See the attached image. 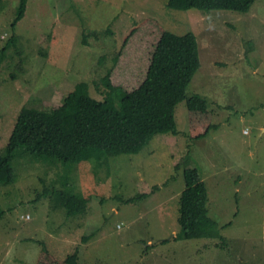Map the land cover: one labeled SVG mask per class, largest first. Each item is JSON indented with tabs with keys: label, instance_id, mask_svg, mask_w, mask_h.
I'll return each mask as SVG.
<instances>
[{
	"label": "rangeland",
	"instance_id": "obj_1",
	"mask_svg": "<svg viewBox=\"0 0 264 264\" xmlns=\"http://www.w3.org/2000/svg\"><path fill=\"white\" fill-rule=\"evenodd\" d=\"M168 1L27 0L15 25L21 0L0 4V53L14 33L23 50L0 66V150L24 105H60L81 80L104 99L102 78L147 16L197 36L201 66L188 93L207 98L216 124L190 138L184 99L175 108L177 132L154 135L136 153L75 163L16 154L15 180L0 187V264H36L43 249L64 258L76 247L80 264H264V0L248 12L179 10ZM93 30L100 33L83 42ZM140 53H125L124 65ZM186 167H198L206 181L214 236L176 237ZM49 183L87 197V209L70 214L45 194Z\"/></svg>",
	"mask_w": 264,
	"mask_h": 264
},
{
	"label": "trees",
	"instance_id": "obj_2",
	"mask_svg": "<svg viewBox=\"0 0 264 264\" xmlns=\"http://www.w3.org/2000/svg\"><path fill=\"white\" fill-rule=\"evenodd\" d=\"M255 1L169 0L168 7L179 10L200 8L248 12ZM3 2L0 0V4ZM26 9L27 0H21L13 25L24 17ZM97 33L100 31L93 30L84 34L83 42H87L88 36ZM137 43H144L143 47H137ZM134 49L144 51L143 57L139 54L142 60L124 65L125 53L131 56ZM2 50V68L4 63L14 61L16 55L23 53L15 33ZM200 66L199 43L194 32L177 34L166 29L156 17L147 16L124 37L121 50L102 78L104 99L94 96L89 82L81 80L64 96L60 105L50 108L24 105L21 108L9 142L0 150V187L14 182L12 160L20 152V156L36 154L33 159L45 156L63 163L136 153L154 135L177 132L175 108L184 99L188 106L189 137L200 139L207 136L216 126L213 121L214 111L205 96L188 93V87ZM4 67L12 69L11 66ZM116 73L120 78L129 80H115ZM12 75L13 79L17 78L15 71H12ZM133 77L136 81H133ZM180 164L178 161L176 167H180ZM184 178L185 188L179 208L181 231L176 237L190 239L214 236L218 222L209 215L206 181L198 167H186ZM158 187L155 185L153 189ZM44 191L51 197L60 198L70 214L87 209V197L72 190L58 189L49 183ZM135 198L132 196L125 201H134ZM3 212L0 210V216ZM166 241L168 239L162 240ZM79 251V247H76L73 253L59 258L48 249H43L36 264H80Z\"/></svg>",
	"mask_w": 264,
	"mask_h": 264
},
{
	"label": "crops",
	"instance_id": "obj_3",
	"mask_svg": "<svg viewBox=\"0 0 264 264\" xmlns=\"http://www.w3.org/2000/svg\"><path fill=\"white\" fill-rule=\"evenodd\" d=\"M252 8V7H251ZM251 10V9H250Z\"/></svg>",
	"mask_w": 264,
	"mask_h": 264
}]
</instances>
